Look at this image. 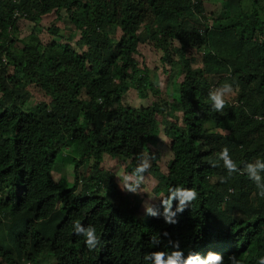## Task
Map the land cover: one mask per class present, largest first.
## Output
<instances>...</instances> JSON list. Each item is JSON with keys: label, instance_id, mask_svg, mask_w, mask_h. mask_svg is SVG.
Segmentation results:
<instances>
[{"label": "trees", "instance_id": "1", "mask_svg": "<svg viewBox=\"0 0 264 264\" xmlns=\"http://www.w3.org/2000/svg\"><path fill=\"white\" fill-rule=\"evenodd\" d=\"M47 16L56 17L44 26L52 43L33 45V33L21 38V23L40 28ZM227 37L232 50L223 54ZM147 44L163 72L169 66L183 75L178 103L160 96L139 62ZM233 79L235 97L221 113L211 111L208 91ZM31 84L45 100L6 105ZM131 89L157 99L128 105ZM165 115L172 121L162 133ZM208 122L229 123L228 131H210ZM159 145L170 160L163 169L155 152L140 207L124 192L108 198L114 182L101 168L105 156L130 161L133 172ZM224 146L237 168L264 158V0H0V264H142L155 231L179 240L185 257L211 250L256 264L264 256V196L246 176L227 175L216 155ZM66 150L73 182L54 178ZM84 165L89 175L81 180ZM177 184L195 186L199 196L169 225L145 209L162 214ZM77 218L96 226V250L72 234Z\"/></svg>", "mask_w": 264, "mask_h": 264}, {"label": "clouds", "instance_id": "2", "mask_svg": "<svg viewBox=\"0 0 264 264\" xmlns=\"http://www.w3.org/2000/svg\"><path fill=\"white\" fill-rule=\"evenodd\" d=\"M231 66H228V72L231 73ZM239 89V84L234 79L230 82H224L219 86H215L208 91L207 99L210 101V110L215 113H221L227 104L226 97L232 95ZM259 118V117H258ZM217 158L223 162L227 175L231 176L233 173L241 174L252 182L259 195L264 196V158L259 156L254 157L243 163L242 167L237 168L236 164L230 154L228 146H224L216 154ZM124 160V159H123ZM150 167L149 161L140 158V162L134 169L130 176L137 178V182L126 185V191L135 193L139 187V182L144 179V174ZM215 167V165H213ZM113 175L112 173H110ZM114 178V175H113ZM223 182V177L221 178ZM233 192V191H230ZM199 193L195 186L186 187L180 184L170 185L168 188L167 201H162L163 213L154 210L145 209L146 212L154 217H161L166 224L174 225L178 223V215L183 213L188 208L192 201L198 199ZM255 200V198H253ZM176 201L175 208L173 202ZM258 203L255 201L254 204ZM72 234L83 238V243L89 251L96 250L101 245V235L98 234L97 228L94 224L87 225L81 223L80 219H71ZM169 237V233H160L155 231L148 237L149 249L142 255V264H242L240 255L236 253L224 254L217 251H208L205 255L199 253H190L187 257L180 249V241L172 240L170 237L167 243L162 239ZM163 249L154 251L153 249ZM55 262V260L53 259ZM25 264H32L26 259ZM256 264H264V256H260L256 260Z\"/></svg>", "mask_w": 264, "mask_h": 264}, {"label": "rangeland", "instance_id": "3", "mask_svg": "<svg viewBox=\"0 0 264 264\" xmlns=\"http://www.w3.org/2000/svg\"><path fill=\"white\" fill-rule=\"evenodd\" d=\"M249 16L250 15L243 14L242 18L246 20L247 17ZM55 19H56L55 16H52V18L50 16H47L46 18L43 19V23L40 26V28L38 27V25H35L33 23L32 24L29 22L21 23L20 30H19L21 38H25L30 33L31 34L33 33L32 34L33 37L29 39V42L33 43V45L35 44L36 46L39 43L40 45L46 46L49 42L52 43L51 40L53 39V36L47 32V27H44V26L50 25L52 21H54ZM59 23L60 21H58L57 24L59 25ZM58 40H60V38L57 37V41ZM223 40H224L223 42L224 45L221 46L222 47L221 52L223 54H227V52L230 53V50H232V48L229 47L230 45H227L225 43L228 40V37L224 38ZM140 49H141V53L144 59L139 57L138 58L139 62L141 63L144 60L146 67H148L150 81L156 84L157 88L161 92L160 96L162 97L167 96L169 101L171 99V101H175L178 103L180 99L179 85L183 79L182 77L183 75L181 74V72L177 70L176 68L169 67V66H167L169 70L168 73L163 72L164 65L160 61V54L153 47L152 44L143 45L140 47ZM140 67L142 68L143 64H141ZM199 67H201V64ZM8 84L10 87L9 81H8ZM13 92L14 94L12 96L10 95L7 96L5 100L6 105H10L12 102H14L16 97L22 98L24 105L27 107L36 105L39 102H42V100L46 99L45 94L40 89H37V86L33 84H31L28 87H22L17 90H14ZM148 92H149V97L144 100L140 97L138 91H136L135 89H131L130 91L124 92V94L126 95L124 97V102H126V104L128 105H132L137 108L142 105H148L150 104V102L153 101V99H157L152 93H150L149 90ZM235 95H236V92L226 97V99L230 100L231 98H234ZM15 104L21 106L22 103L17 100L15 101ZM171 118L172 117L168 115L167 116L165 115V117L161 118L160 128H161L162 133L164 132L165 126L166 127L170 126L171 124L170 121H172ZM205 127L206 129H209V130L211 129L210 131H217L220 129V127H225L224 130L228 131L226 127H229V123L216 125L213 122H208L205 124ZM162 138L164 139V141H167L164 135H162ZM155 152H157L160 155L161 159L159 161V164H161V167L163 168L170 160V153L168 151V148L166 145L165 146L159 145L158 151L152 149L151 152L145 153L143 158L149 161V164H150L149 168H151V166L153 165L152 158L154 157ZM71 158L72 157L69 156V150L64 151V156L62 157L61 161L55 167L54 178L56 180H60V178L65 177V179L69 180L70 182L74 181V175L72 173L73 168H74V162ZM120 159L121 158H110L107 156H105L104 158V162L101 165V168L104 169L105 171H109L110 173L114 175V178H113L114 186L110 189L105 188V194L108 198H111L113 197L112 195L115 192H118V191L122 193L124 192L126 194V197L132 201L134 207L138 208L140 207L142 203V199L144 198V195L141 192L139 193V190L140 191L144 190L145 189L144 186L147 183L149 187L152 186L151 185L153 183L152 175L149 173V168H148V170L144 174V179L139 182V187L137 188L136 192L135 193L127 192L126 185L136 183L137 178L129 175L130 173H132V172H129L128 170V167L130 166L131 162L130 161L127 162L126 160L121 161ZM79 172H80V179L84 180L87 178V175H89V168L86 165H84L80 168ZM215 179H219V178L216 177ZM130 195H133L134 198H130ZM20 230L21 228L19 229V231ZM47 231H50V230H47ZM47 231L42 230L43 233ZM52 235L53 233L49 236H52ZM51 262L53 261L51 260L50 263Z\"/></svg>", "mask_w": 264, "mask_h": 264}]
</instances>
